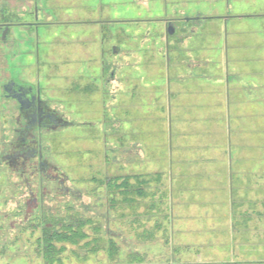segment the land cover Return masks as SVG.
I'll use <instances>...</instances> for the list:
<instances>
[{
    "label": "rangeland",
    "instance_id": "1",
    "mask_svg": "<svg viewBox=\"0 0 264 264\" xmlns=\"http://www.w3.org/2000/svg\"><path fill=\"white\" fill-rule=\"evenodd\" d=\"M34 6L50 22L39 25L42 50L18 24ZM197 13L209 20L194 36L186 25V52L166 48L163 18ZM103 18L121 24L120 36L103 39L82 23ZM8 20L20 26L5 41L0 32V264H44L47 252L42 223L15 208L28 197L18 196L23 180L1 163L17 137L14 106L1 97L12 76L41 81L75 122L43 137L79 193L47 196V231H61L55 220L87 221L81 245L52 236L64 264L79 263L95 227L102 241L107 231L123 237L121 255L147 250L145 262L264 264V0H0V22ZM101 62L106 81L97 79ZM28 181L42 189L36 175ZM200 207L213 209L199 217ZM90 254L82 264L106 262Z\"/></svg>",
    "mask_w": 264,
    "mask_h": 264
},
{
    "label": "flooded vegetation",
    "instance_id": "2",
    "mask_svg": "<svg viewBox=\"0 0 264 264\" xmlns=\"http://www.w3.org/2000/svg\"><path fill=\"white\" fill-rule=\"evenodd\" d=\"M40 10L37 6H34V11H32V14L31 12H28L29 14L23 13L24 15H29L32 17H30V20L26 22H20L18 24L22 25L23 28L29 31H35L33 36L41 40V43H35L36 47L39 45L42 50L43 37L38 32L39 25H46L48 28L50 22L38 20ZM116 14L118 13H115V15ZM230 19V16L216 18V20H222L226 22ZM208 20L209 19L202 17L199 13L192 16H178L175 14L171 17L169 16V18H163V22L166 25L164 32L165 47L168 49L171 47L173 49H177L178 53H182L183 51L186 52V25L188 23L192 24L189 32L191 34L190 36H194L195 34H192L193 31L196 29L202 31ZM82 23L93 25V28L90 29V31L92 33L98 32L97 36H102L103 39L105 38L107 31H113V38L115 39L117 35L120 36L121 24H118V22H111L110 19L103 18L87 20L86 22ZM18 24L9 20L0 22L2 41L6 40L5 34L9 32L10 28L20 26ZM155 32L156 30L154 31L153 37L157 39V34H155ZM35 44L33 43V45ZM99 47V57L100 60H103L105 55L104 47L102 45H99ZM118 49L119 47L116 45H112L111 47V51L114 54L118 52ZM89 70H91V68H89ZM97 71V79H99V76L101 79H103L106 75V67L102 64V62L97 67ZM107 76L108 80H115L116 75L114 68L107 73ZM104 81H106L105 78ZM43 86L44 85L39 80L33 83H26L14 76L10 77L5 83H2L1 97L6 101H11L12 106H14L13 109L15 111V119L13 121L15 127H13V131L16 133L17 137L16 140L10 144L8 151H6L1 157V163H5L8 167H11V169L16 171L15 173L20 176V179L23 180L21 181L22 183L16 184V186L18 185L19 187L20 185L24 184L25 187L24 189H21V191L23 190V194L21 193L18 196L20 198L25 195L28 197L26 200H24L22 205H18V202L15 203V208H23L22 206L24 205V208L27 210L25 211L27 213H25L23 217L24 220H27L32 216L37 218L39 223H42V235L37 241L40 245L41 251L44 254L46 246L45 233L47 232V226L45 223L48 220L46 215L47 208L45 204L47 196L50 193L54 196L69 194L70 196H73L75 200H78L79 193L73 191V189L67 185L68 176L63 173L58 165L49 159L48 156L52 154L51 144L45 145L43 140L44 136L50 135V137H52L62 129L72 128L75 126V122L63 117L61 108H59L62 101L57 97L55 99L54 97L50 96V94L46 93ZM27 170H30L29 173ZM35 175L40 178L39 184L40 188H42L39 189L38 193L32 190L31 184L28 181V178H31ZM33 212H36L37 214ZM78 219L81 218L76 217L74 219V225ZM55 222H57V227L62 226V223H60L59 220H55ZM106 224L107 223L105 222V225ZM49 226H53L52 223H50ZM42 258L44 260V264H46L45 255H43Z\"/></svg>",
    "mask_w": 264,
    "mask_h": 264
},
{
    "label": "trees",
    "instance_id": "3",
    "mask_svg": "<svg viewBox=\"0 0 264 264\" xmlns=\"http://www.w3.org/2000/svg\"><path fill=\"white\" fill-rule=\"evenodd\" d=\"M87 221H83L82 218L78 219L76 221V224L72 227L71 223L65 224L62 223L61 226V231L59 232H46L45 233V239H46V246H45V262L46 264H64L63 263V258L59 254H54L56 252H60L64 250L63 245H60L57 247L55 245V241L52 242L53 240L52 236H55L56 239L58 240L57 242H62L65 240V242H69L72 244H77L81 238H85L86 234L83 232V226ZM99 230L98 227H95L94 230V237L90 239L89 241L85 242L83 245L87 246L89 245V249L82 254V256L77 255V261L79 263L77 264H82L86 260H88V251H93L95 256L96 254L103 252L104 259L106 262H103V264H177L174 261H164L162 263H152V262H145V259L149 260L148 256H151L149 252L146 250L144 251L137 250L136 248H131L130 251H126L125 255H121V250L125 246L123 243V237H121L120 234H111L110 231H107V234L105 236V241H102V238L100 235H97V231ZM106 232V231H105ZM154 239V238H153ZM156 240V239H154ZM152 241H145L143 245H147L149 242H154ZM155 243V242H154ZM63 244V243H62ZM81 245L80 243H78ZM99 249V250H98ZM104 250V251H103ZM88 254V255H86ZM90 254V255H91ZM88 262V261H87ZM96 264H101V263H96Z\"/></svg>",
    "mask_w": 264,
    "mask_h": 264
},
{
    "label": "crops",
    "instance_id": "4",
    "mask_svg": "<svg viewBox=\"0 0 264 264\" xmlns=\"http://www.w3.org/2000/svg\"><path fill=\"white\" fill-rule=\"evenodd\" d=\"M7 34V33H6ZM6 34H5V36H6ZM208 174H211V172H208ZM218 180V179H217ZM199 184H201L202 183V185L203 184H207V182H206V179H203V178H201V180L198 182ZM203 187H206V186H203ZM221 190V192H222V189H220ZM218 193V191L215 193V195ZM216 197V196H215ZM211 198H213V197H211ZM217 199H218V197H216V199L214 200V205H215V203L217 202ZM220 200V199H219ZM211 203H212V199H211V201H210ZM211 206V205H210ZM197 207L198 206H195L194 207V211L197 209ZM205 207H200L199 208V211H198V214H199V217H201V215L203 214L205 217H206V215L205 214H208V212L210 211V210H212L213 208L212 207H209V208H205ZM205 210V211H204ZM215 210H216V206H215ZM218 211V210H217ZM196 212V211H195ZM205 212V213H204ZM216 212V211H215ZM216 217H218V215H216ZM183 243H186L185 241L183 242ZM205 243H208V242H205ZM208 244H211V245H213V243H208Z\"/></svg>",
    "mask_w": 264,
    "mask_h": 264
}]
</instances>
